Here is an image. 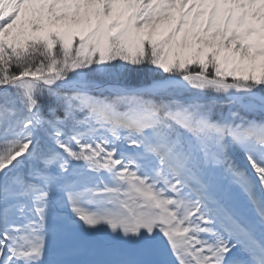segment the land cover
I'll return each mask as SVG.
<instances>
[{
	"label": "snow or ice",
	"instance_id": "6c2138e0",
	"mask_svg": "<svg viewBox=\"0 0 264 264\" xmlns=\"http://www.w3.org/2000/svg\"><path fill=\"white\" fill-rule=\"evenodd\" d=\"M0 264H264V0H0Z\"/></svg>",
	"mask_w": 264,
	"mask_h": 264
}]
</instances>
